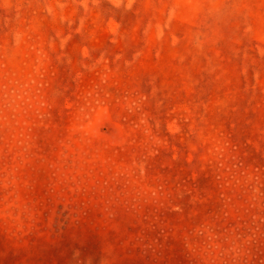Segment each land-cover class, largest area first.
<instances>
[{
	"label": "rangeland",
	"instance_id": "rangeland-1",
	"mask_svg": "<svg viewBox=\"0 0 264 264\" xmlns=\"http://www.w3.org/2000/svg\"><path fill=\"white\" fill-rule=\"evenodd\" d=\"M0 264H264V0H0Z\"/></svg>",
	"mask_w": 264,
	"mask_h": 264
}]
</instances>
